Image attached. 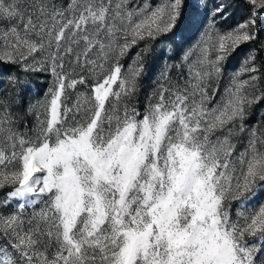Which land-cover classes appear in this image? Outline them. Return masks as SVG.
<instances>
[{
  "label": "snow or ice",
  "instance_id": "1",
  "mask_svg": "<svg viewBox=\"0 0 264 264\" xmlns=\"http://www.w3.org/2000/svg\"><path fill=\"white\" fill-rule=\"evenodd\" d=\"M243 3L247 19L226 31L217 17L232 5L214 6L141 113L131 100L147 43L122 61L198 25L199 4L0 0V62L53 77L35 102L18 75L0 80V207L13 208L0 212V264H264V119L245 125L264 101L256 50L209 94L231 54L264 32V0ZM22 112L36 116L33 135L18 128Z\"/></svg>",
  "mask_w": 264,
  "mask_h": 264
},
{
  "label": "rangeland",
  "instance_id": "2",
  "mask_svg": "<svg viewBox=\"0 0 264 264\" xmlns=\"http://www.w3.org/2000/svg\"><path fill=\"white\" fill-rule=\"evenodd\" d=\"M230 0H223V2L228 3ZM65 3H67V0H64ZM134 3L138 2L140 4H143L145 0H133ZM149 2L153 5L159 2V0H149ZM191 2H195L200 5L199 12L197 13V19L199 20V24L189 23V24H182L179 25L175 32H181V36H173L171 34L169 37H165L164 35L158 37L156 40L148 41V42H140V44L136 47H134L129 56L126 57L122 63L125 65V68H127V65L131 63L132 57L135 56V54L143 49L147 43L149 50L143 54V56L147 59L148 62L145 66L144 76L139 81V92L135 98L131 100V104L135 105L138 110L143 113L147 103H148V97L150 94L158 87V77L160 76V73L164 70L165 64L168 65H176L180 63V58L183 55L184 51L192 45L196 44V42L200 39L201 34L205 30V26L208 24V21L210 19L211 12L216 4H219L221 0H191ZM230 3V2H229ZM233 4V2H231ZM204 5L207 7L205 8ZM231 8V7H230ZM240 10V11H239ZM239 12L244 14V17L240 20H236L233 22H230L228 18L221 19L217 17V27L221 31H226L232 27H235L237 24L242 22L243 20L247 19L248 15L250 14V9L247 6H240ZM264 32H261L259 35V38L256 41L245 43L240 45L234 53L231 54L229 59L226 61V67L222 73V76L219 80V83L217 84L216 81L211 82V87L209 88V94L211 95L213 88H218V93H223L224 89L229 85L232 76L239 72L241 70V67L244 64V61L247 59L250 52L253 51V49L256 50L260 48L261 54L257 56L256 53V61L255 64L259 68V73L264 72V67H262L264 64H261V62H264ZM17 66V65H16ZM19 67V66H18ZM262 68V69H261ZM22 70V69H21ZM180 69L176 67H172L169 75L171 77V80L173 84L180 83L182 84L183 81L179 79ZM249 73H243L240 76V79H248ZM186 76V72H185ZM33 78H35L37 84H39L40 92L38 93V96L35 98H30V96L26 95V100H29L31 102H35L37 99H43L44 94L47 92V90L53 85V77L51 76L50 72H38L37 75H35ZM264 79V78H263ZM259 87L262 90V82L260 79ZM85 90V87L83 85H78L76 90L68 89L67 90V103L69 106L75 101L76 96L79 92H83ZM216 99H219V94L217 95ZM155 100H153V103ZM251 111V110H250ZM263 113V109H259L258 114L254 116L255 118H258L260 114ZM35 118L36 123V116L35 114H32ZM257 122L252 121L251 123H247L245 120V125L249 128L251 126L255 125ZM264 127V125H262ZM32 132L29 135H33ZM247 134H244V137L242 139L246 140ZM234 142H237L236 139H234ZM244 144L243 143H237V150H243ZM6 195V191H0V200H3ZM40 206H37V210H39ZM13 210L12 206H9L8 208L0 207V212H4L7 214L9 211ZM31 214V209L29 210V215Z\"/></svg>",
  "mask_w": 264,
  "mask_h": 264
},
{
  "label": "trees",
  "instance_id": "3",
  "mask_svg": "<svg viewBox=\"0 0 264 264\" xmlns=\"http://www.w3.org/2000/svg\"><path fill=\"white\" fill-rule=\"evenodd\" d=\"M229 2H228V4H231L232 7L227 10L229 15H227L226 18H228L230 22L242 19L244 17V14L239 12L240 11L239 7L241 5L242 6H247V5H245L243 3V0H230ZM231 2H233V4ZM176 29L174 31H176ZM171 34L172 33H169V34L164 35V36L169 37ZM256 53H257V56H259L261 54L260 48L257 49ZM148 58H149L148 56H146V58L144 57L145 65L148 62V60H147ZM225 64H226V62H225ZM261 64H264V62H261ZM262 67H264V65ZM0 72H3V75L0 76V80L4 81L5 85L7 83L6 77L8 75L15 74V75H18L20 77L22 82L27 83L28 88L30 89V91L27 93V95L30 96V98H33V97L35 98L36 96H38V93L40 92L41 88L39 87V84H37L35 78H33L35 75L38 74V72L25 73L23 70H21L18 66L14 65V64H5L2 62H0ZM142 76H144V74ZM142 76H141V78H142ZM260 77H261V82H262V90H264V79H263L264 78V72L263 73L260 72ZM259 109H263V113L260 114L258 116V118H255L254 116H256L258 114ZM21 115H22V118L20 119V122L18 124L19 130L22 132L28 131L29 134H31L32 133L31 129H33L35 127V118L33 117V115H25L23 112L21 113ZM261 119H264V101L258 102L252 106L251 111L249 112V115H248V118L246 119V121H247V123H251L252 121L257 122L258 120H261ZM25 122H27V125H28L27 128H25Z\"/></svg>",
  "mask_w": 264,
  "mask_h": 264
}]
</instances>
